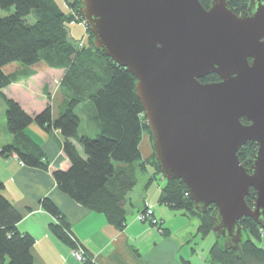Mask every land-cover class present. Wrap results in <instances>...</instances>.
Segmentation results:
<instances>
[{"label":"water","instance_id":"95a60500","mask_svg":"<svg viewBox=\"0 0 264 264\" xmlns=\"http://www.w3.org/2000/svg\"><path fill=\"white\" fill-rule=\"evenodd\" d=\"M79 11L93 46L136 79L161 176L183 181L195 211L213 205L226 250H239L241 217L264 236V0L241 15L226 0H80ZM247 141L249 168L236 153Z\"/></svg>","mask_w":264,"mask_h":264},{"label":"trees","instance_id":"16d2710c","mask_svg":"<svg viewBox=\"0 0 264 264\" xmlns=\"http://www.w3.org/2000/svg\"><path fill=\"white\" fill-rule=\"evenodd\" d=\"M199 1L205 8L210 4V0ZM226 1L239 14L244 12L248 0ZM65 3L68 12L56 0H0V9L8 12L0 17V98L5 105L7 133L12 136L10 142L0 146V156L14 155L21 165L48 170L49 162L43 150L25 128L34 122L46 133L58 130L62 137L60 146L69 165L66 169H51L57 188L122 229L126 223V195L137 184L138 170L143 173L149 165L152 174L161 175V172L153 150L146 159L141 155L140 142L143 131L148 128L135 95L136 79L93 46V34L79 11L80 0H65ZM71 23L86 26V44L72 39L68 28ZM46 68L63 72L58 83L62 99L57 114H53L46 87L43 91L47 94V103L32 114L3 91L18 79ZM217 80L219 77L214 73L200 79L201 82ZM80 108L87 111L86 120L96 128L94 136L79 131ZM256 148L253 141L239 147L236 153L243 166L250 165ZM3 189L0 180V264H34L31 253L34 238L17 229L22 215L3 194ZM254 199L255 191L250 188L245 200L253 205ZM158 202L197 217V231L202 238L212 232L213 205L202 213L195 211L181 179H165ZM39 204L55 218L51 231L71 249L79 248L83 252L82 264H94L54 202L43 197ZM238 223L242 229L238 252L226 250L222 239L215 237L208 250V264H264V247L260 245L264 242L262 228L249 217L239 218Z\"/></svg>","mask_w":264,"mask_h":264},{"label":"crops","instance_id":"0c3cea01","mask_svg":"<svg viewBox=\"0 0 264 264\" xmlns=\"http://www.w3.org/2000/svg\"><path fill=\"white\" fill-rule=\"evenodd\" d=\"M14 84L3 91L19 100L17 96L8 94ZM26 86L23 91H26ZM53 96L51 94L55 115ZM42 102L45 105L47 100L44 98ZM19 103L28 113L35 111ZM2 131L4 140L0 146L12 139L4 127ZM25 132L40 145L49 162V169L21 165L14 155L0 156V180L4 184L3 194L22 215L17 229L34 238L31 249L34 264H82L71 255V247L51 231L50 225L55 218L39 204L43 197H48L58 207L69 229L85 247L94 264H208L206 258L211 244H200L204 243V238L197 231L198 218L158 202L160 189L165 184L163 177L164 183L161 186L157 184L155 191H149L151 181L159 175L152 174V167L146 166L145 172L149 176L142 186L144 191H140L136 198L132 191L127 193L126 223L122 229H118L108 223L103 214L84 208L57 188L51 169H66L69 165L60 146L62 137L59 131L46 133L32 122ZM78 150L82 153L81 147L78 146ZM140 151L143 159L151 155V148L143 139ZM146 206L152 208L162 231L137 219L138 213ZM200 245L201 251L198 252Z\"/></svg>","mask_w":264,"mask_h":264},{"label":"rangeland","instance_id":"374dc122","mask_svg":"<svg viewBox=\"0 0 264 264\" xmlns=\"http://www.w3.org/2000/svg\"><path fill=\"white\" fill-rule=\"evenodd\" d=\"M57 2L63 11H65V12L69 11V7L67 6V4L65 3L64 0H57ZM6 14H8V12L0 9V17L5 16ZM85 27L86 26L85 25L83 26L81 23L69 24V26H68L69 34L72 37V39L74 38L76 41L82 42L83 44H86V41H88V32H87V29ZM50 69L51 68H46L45 70H40V71L36 72L35 74H33L32 76H29L28 78L18 79L16 82H13L16 84H14V86H12L13 88H10L8 90V94H11V96H12V94L17 96L19 98V100L15 98L17 101L22 102L23 105H25L26 107L29 108L28 110H31V111L35 110L33 113H36V112L42 110L45 106V105H43L44 102H42V101L44 98L47 100V94H45V92L43 91L44 88L46 87L49 96L51 97V94L54 95L53 96L54 97V101H53L54 103L53 104H54V110L57 114L58 107H59V104H60L61 99H62V95H61L60 91L58 90V83H59V80H60L63 72H62V70L60 71V70H54V69L50 70ZM24 84L27 85L26 91L22 90L23 87L25 86ZM42 96H43V98H42ZM36 109L37 110L39 109V110L37 111ZM78 112H79L78 113L79 116L82 119L80 126H79V131L82 133L88 134L89 136H94L96 133V128L93 126V124L89 123L86 120L85 116L87 114L86 113L87 111H85V110L83 111L80 108V111L78 110ZM30 114H32V113H30ZM3 127L5 128V131L7 133L6 120H5V105H4L3 100L0 98V143L3 142V140H4V134L2 131ZM142 139H143V142L146 141L148 143L149 147L151 148V152H152V147H151V143H150V135L146 129L143 131ZM148 176H149V174L147 172L142 173L138 170V172H137V184L131 190L132 193L135 195V198L138 197V193L140 191H144L142 186L147 181ZM163 183H164V179L159 174L156 177V179L151 181L149 191H155L156 188L158 189L159 184L161 186ZM157 184H158V186H157ZM147 207H150V206H146L145 209ZM156 227L162 231L160 221L157 223ZM214 239H215V234L213 232H211L204 238V243H200V244L203 246L205 244L207 246L208 244H212ZM201 245H200V247L197 248L198 252L201 251ZM260 245H262L264 247V242L260 243Z\"/></svg>","mask_w":264,"mask_h":264},{"label":"built area","instance_id":"2783aa9c","mask_svg":"<svg viewBox=\"0 0 264 264\" xmlns=\"http://www.w3.org/2000/svg\"><path fill=\"white\" fill-rule=\"evenodd\" d=\"M137 219L139 221H147L150 224H152L153 226L157 225V223L159 222L158 219L155 217L152 209L150 207H147L146 209H144L142 212L138 213L137 215ZM71 255L78 261L82 262L84 257H83V252L79 249V248H73L71 250Z\"/></svg>","mask_w":264,"mask_h":264},{"label":"flooded vegetation","instance_id":"af4514ba","mask_svg":"<svg viewBox=\"0 0 264 264\" xmlns=\"http://www.w3.org/2000/svg\"><path fill=\"white\" fill-rule=\"evenodd\" d=\"M242 13H239L238 15H241ZM250 166V165H249ZM249 166H247V168H249Z\"/></svg>","mask_w":264,"mask_h":264}]
</instances>
